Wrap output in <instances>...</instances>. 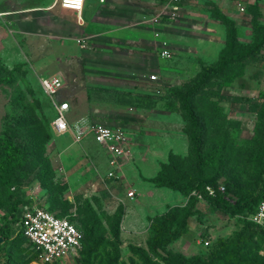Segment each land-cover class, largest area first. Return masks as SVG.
I'll list each match as a JSON object with an SVG mask.
<instances>
[{
    "label": "rangeland",
    "instance_id": "obj_1",
    "mask_svg": "<svg viewBox=\"0 0 264 264\" xmlns=\"http://www.w3.org/2000/svg\"><path fill=\"white\" fill-rule=\"evenodd\" d=\"M48 1L50 4L53 0ZM125 1L142 10L140 21H134L142 28L138 26V42L148 43L147 37L154 32L150 29L166 41V49L159 53L167 51L171 59L149 63L150 69L137 74L147 79L154 74L156 81L151 83L145 79L132 81L124 75L125 81L97 86L86 78L90 76L87 62L92 59L91 53L119 51L114 49H120L123 43L121 30H112V36L99 35L97 43L82 39V49L64 40L40 37V29L25 26L24 18L0 17V138H12L25 154L23 169L9 177L12 185H0V225L9 220L10 209L19 200L69 218L84 234L88 227L92 229L90 238L85 237L75 255L53 264L161 263L146 250L150 220L168 207H183L187 199L146 180L154 177L168 157H172L179 171L191 173L177 92L201 66L213 65L223 49L225 28L209 15L208 2H217L233 21L235 52L249 47L256 39L250 13L255 14L258 25L264 26V0H180L174 18L165 15L156 21H152L147 7L158 0ZM106 2L85 0V10ZM0 3L5 10H18L16 0ZM254 3L256 8L252 11ZM54 11L67 25L75 19L74 14L58 6ZM116 26H100L95 33ZM31 31H35L34 35ZM151 51L153 57L159 55L158 49ZM53 75L63 79L58 99L66 100L70 106V123L85 119L89 126L119 127L128 135L127 161L120 182L100 181L94 172L96 151L90 142L83 147L73 144L69 135L57 137L50 133L48 122L53 112L37 78ZM263 101L264 45L209 79L194 98L193 106L204 128L202 151L209 163L208 180L217 189L227 186L236 194L253 190L260 166L256 156L263 146L258 134ZM15 176L21 177L19 185L14 183ZM224 198L229 203L235 199L229 194ZM23 207L17 206L16 219ZM118 207L122 217L113 235V214ZM194 209L183 232L159 250L161 255L184 260L197 257L201 264H220V255L222 264H251L257 257L256 264H264V235L249 224L248 215L227 216L198 198ZM9 229L11 242L0 252V263L40 264L19 237L17 223H9ZM204 240L208 246L202 245ZM142 252L150 262L141 259Z\"/></svg>",
    "mask_w": 264,
    "mask_h": 264
},
{
    "label": "trees",
    "instance_id": "obj_2",
    "mask_svg": "<svg viewBox=\"0 0 264 264\" xmlns=\"http://www.w3.org/2000/svg\"><path fill=\"white\" fill-rule=\"evenodd\" d=\"M255 8L256 3L252 5L251 10L255 11ZM209 14L225 28L223 49L219 52L217 61L213 65L201 66L193 79L186 84L181 91L177 92V107L179 115L184 123V132L187 136L188 154L191 159V173L185 174L179 171L172 157H168L166 164L159 166V170L154 177L146 180L157 187H165L173 190L187 199L183 207H168L164 213L150 220V235L146 239L145 245L147 252L161 262L158 264H201L197 257L184 260L180 257L163 256L159 253V250L163 249L164 246L176 239L183 232L188 218L195 212L194 207L197 196L205 200L214 210L231 217L236 215H250L253 213L261 197V192L264 189V101L259 114L260 127L258 131L263 146L258 151V156H256V161L260 163V166L257 173L258 179L254 184L253 190L242 194H236L226 186L223 188V191L220 192L211 181L208 180L207 171L209 163L202 151L204 128L198 114L195 112L193 100L209 79L219 76L230 64L252 56L264 45V26L257 24L254 13H250V25L251 29L256 34V39L249 47L239 52H235V28L233 21L213 5H211ZM52 118L53 115L51 119ZM24 162L25 154L23 150L15 144L12 138L3 135L2 138H0V185H12L9 177L12 176L14 172L22 170ZM14 183L19 185L21 183V177L15 176ZM206 186L212 188L214 193L213 196L207 194L205 191ZM226 194L235 198L233 203H229L224 198ZM20 204L23 206L27 205L26 202L16 200L10 209L9 220L0 225V252L3 251L6 244L11 242L9 241V223H17L14 213L17 206ZM56 215L60 216L58 214ZM121 217L122 211L121 208L118 207L113 214V223L111 226L113 235L117 233V227ZM249 224L257 228L259 232L264 235V230L259 229L251 223ZM78 229L83 234L81 242L82 248L85 237L87 239L90 238L89 234L92 232V229L88 227L85 230V234L82 229ZM18 235L25 243L20 232H18ZM142 253L141 259H143L145 263L150 262L146 253ZM1 256L5 257V253H2ZM5 258L7 259L8 257ZM218 259L220 260V264H222L221 260L223 256L220 255ZM258 260L259 258L256 257V259L252 260L251 264H256ZM2 263L3 262L0 264Z\"/></svg>",
    "mask_w": 264,
    "mask_h": 264
},
{
    "label": "crops",
    "instance_id": "obj_3",
    "mask_svg": "<svg viewBox=\"0 0 264 264\" xmlns=\"http://www.w3.org/2000/svg\"><path fill=\"white\" fill-rule=\"evenodd\" d=\"M16 1L18 3L17 11L5 10L3 9V5L0 3V7H1L0 17H4L5 19H10L13 17L24 18L26 21V23H24L26 24L25 26L29 25L31 26V29H35V30L40 29V37H43L46 40H48L49 38L50 39L55 38L60 41L64 40V42L67 43L68 45H72L74 47H76L77 45L79 48H81L80 45L82 39H90V41L97 43L99 40L96 38H98L99 35H104V33H106L112 36L113 35L111 32L112 30L115 31L121 30L124 33V35H122L120 39L123 43L122 44L120 43L121 45L120 49H114V50H119L118 52H115V54L112 53L108 54L106 52L91 53L93 54L91 56L92 59L87 62L91 67V69L89 70L90 76L86 78L94 81L97 86H102L103 84H109L113 81H125L123 80L122 77L124 75H126L127 76L126 78H130V80L132 81H137L142 79H145V81H149L147 78L141 76L137 77V74H141L142 72L144 73L148 68L150 69V67H148L149 63L151 65V63L155 64L159 59L162 60H166L169 58L171 59V57L164 58L160 56L159 51L161 49H166V41L161 38L160 33H155V29L149 30L151 32L152 31L154 32L153 34L150 33L149 36L147 37L148 43L138 42L139 38L137 37L138 36L137 33L139 31L138 26L140 27V25L136 24L135 22L140 21L139 19L141 17L138 18V16L142 12V10L137 4H131L130 2H127L125 0H123V2L107 0L105 5H102L95 9L93 8L92 10L89 11L85 10V6H84L83 10L79 14H77L74 11L64 10L60 8L63 11H69L70 14H74L75 19L73 20L72 23H69V25H67L66 20H64L63 17H59L58 16L59 14L55 13L54 11L55 7L57 6L56 3H54L55 0H53L52 3L50 4L48 0H16ZM207 2L208 1H206V3ZM216 3L217 2H208L210 9H211V5H213L219 11H221L219 6L217 5L218 3L217 4ZM164 4L165 2L158 0L155 2L154 5H150L149 7H147V9L154 16L156 13H158L161 10ZM64 14L65 13L60 15L63 16ZM114 23L117 24L115 28L111 27V29H108L109 31L99 30V33H95L100 26L101 27L109 26V25H113ZM34 32L35 31H31V34H33ZM110 39L111 38L109 37L108 40ZM144 45H148V46H144ZM174 45L176 46L178 44L174 43ZM83 46L84 47L82 49L85 48L84 42H83ZM152 48L155 50L158 49L157 52L159 55H156L154 53L156 56L153 57L151 51ZM146 49H148L149 52H147ZM53 76H57L63 82V79L59 75H53ZM117 76L119 77V79L115 78ZM45 77H49V76H45ZM38 78H42V77H38ZM69 112H70V106H69L68 114ZM76 123L83 125L88 124L87 120L85 119H79L76 122H74V124ZM87 142H90L92 146L95 148L96 156L94 158L97 163V166L94 172L98 175L101 181V177L108 170L105 161V155L102 152V150L94 144V142L90 137L84 138L80 143L77 144L73 143V144L81 145L85 147Z\"/></svg>",
    "mask_w": 264,
    "mask_h": 264
},
{
    "label": "built area",
    "instance_id": "obj_4",
    "mask_svg": "<svg viewBox=\"0 0 264 264\" xmlns=\"http://www.w3.org/2000/svg\"><path fill=\"white\" fill-rule=\"evenodd\" d=\"M54 3L61 9L74 11L77 14L85 6V0H55ZM179 3L180 0L165 1L161 10L153 16L152 21L165 15L174 18L177 15L175 9ZM80 47H84L82 41ZM160 56L169 58L167 51H161ZM148 79L156 81V76L151 74ZM37 82L42 94L48 98L53 111V118L49 122L51 133L54 136L69 135L76 144L90 137L105 155L108 170L101 177V181L120 182L128 155L126 133L119 127L70 123L68 121L69 105L66 101L58 99V93L63 87L62 80L57 76H49L37 78ZM205 191L208 195L213 196L214 194L209 186L205 187ZM219 191L222 192L223 189L220 188ZM129 197L131 198V194ZM197 198L200 199L199 196ZM247 220L264 230V189L254 212L248 215ZM17 225L25 245L36 256L40 264H53L75 255L81 249L83 234L76 225L69 218L57 216L42 207L24 206L17 219ZM202 245L208 246V241L204 240Z\"/></svg>",
    "mask_w": 264,
    "mask_h": 264
},
{
    "label": "snow or ice",
    "instance_id": "obj_5",
    "mask_svg": "<svg viewBox=\"0 0 264 264\" xmlns=\"http://www.w3.org/2000/svg\"><path fill=\"white\" fill-rule=\"evenodd\" d=\"M76 6H78V4Z\"/></svg>",
    "mask_w": 264,
    "mask_h": 264
},
{
    "label": "water",
    "instance_id": "obj_6",
    "mask_svg": "<svg viewBox=\"0 0 264 264\" xmlns=\"http://www.w3.org/2000/svg\"><path fill=\"white\" fill-rule=\"evenodd\" d=\"M0 241H1V239H0Z\"/></svg>",
    "mask_w": 264,
    "mask_h": 264
}]
</instances>
